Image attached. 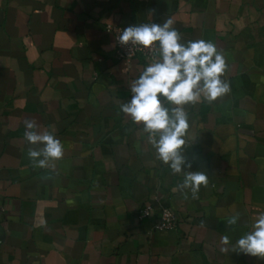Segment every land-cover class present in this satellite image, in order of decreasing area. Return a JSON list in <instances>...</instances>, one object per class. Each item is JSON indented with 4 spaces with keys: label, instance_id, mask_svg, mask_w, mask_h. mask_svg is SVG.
<instances>
[{
    "label": "crops",
    "instance_id": "obj_1",
    "mask_svg": "<svg viewBox=\"0 0 264 264\" xmlns=\"http://www.w3.org/2000/svg\"><path fill=\"white\" fill-rule=\"evenodd\" d=\"M168 18L227 64L230 91L185 106L189 170L208 175L196 198L120 111L148 63L117 59L106 29ZM29 119L63 145L49 167L29 158ZM146 204L177 229L139 220ZM261 212L264 0H0V264H264L221 251Z\"/></svg>",
    "mask_w": 264,
    "mask_h": 264
},
{
    "label": "clouds",
    "instance_id": "obj_2",
    "mask_svg": "<svg viewBox=\"0 0 264 264\" xmlns=\"http://www.w3.org/2000/svg\"><path fill=\"white\" fill-rule=\"evenodd\" d=\"M171 18L162 23H140L123 28L117 42L124 47L140 49L155 47L158 58L145 65L130 82L131 97L120 104V111L133 124L142 125L148 142L155 149L157 159L172 172L183 173L182 189H190L196 198L201 185H207L205 171H191L185 153L186 137L190 128L185 109L188 104L214 102L230 91L223 76L227 70L224 54L211 41L183 42ZM25 139L30 148L29 158L36 167H49L63 157V145L52 132L39 130L34 120L25 121ZM239 214L227 223L235 225ZM222 252L235 251L264 258V212L253 217L251 230L234 244L225 235L221 239Z\"/></svg>",
    "mask_w": 264,
    "mask_h": 264
},
{
    "label": "built area",
    "instance_id": "obj_3",
    "mask_svg": "<svg viewBox=\"0 0 264 264\" xmlns=\"http://www.w3.org/2000/svg\"><path fill=\"white\" fill-rule=\"evenodd\" d=\"M106 29L113 33L115 37V57L122 60L127 67L130 66L132 60L137 57L142 58L146 63L152 62L158 58V52L155 47L150 49H140L138 46H131L129 48L121 46L117 42L118 34L123 31L121 26L107 25ZM159 213L154 216L155 208L152 204H146L140 208L137 215L139 220L152 218L153 229L156 231H173L178 227V218L174 211L168 206H160Z\"/></svg>",
    "mask_w": 264,
    "mask_h": 264
}]
</instances>
